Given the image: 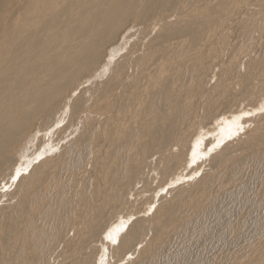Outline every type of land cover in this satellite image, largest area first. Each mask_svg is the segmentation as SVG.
Segmentation results:
<instances>
[{
    "label": "bare ground",
    "instance_id": "6f19581e",
    "mask_svg": "<svg viewBox=\"0 0 264 264\" xmlns=\"http://www.w3.org/2000/svg\"><path fill=\"white\" fill-rule=\"evenodd\" d=\"M262 104L264 0H0V264H264Z\"/></svg>",
    "mask_w": 264,
    "mask_h": 264
},
{
    "label": "snow or ice",
    "instance_id": "6c2138e0",
    "mask_svg": "<svg viewBox=\"0 0 264 264\" xmlns=\"http://www.w3.org/2000/svg\"><path fill=\"white\" fill-rule=\"evenodd\" d=\"M257 111L264 112V104H262L260 106V108L257 109ZM254 114L255 113H253V112L241 113V115L238 116L236 118V120L239 121L241 119H244L246 116H252ZM243 128H244V125L239 124L238 122L235 123V133L234 134H238L240 131H243ZM229 138H231V135L229 136ZM28 163L30 165L32 163V161H29ZM24 171H27V169L25 168ZM20 175H21V168H17L15 175L11 177L12 182L15 183V181L18 179V177ZM121 227H123V222H122ZM116 231H117V234H118V230H116ZM106 239H108L113 244L117 243V236L113 235L111 232L106 236ZM101 264H103V261H101Z\"/></svg>",
    "mask_w": 264,
    "mask_h": 264
}]
</instances>
